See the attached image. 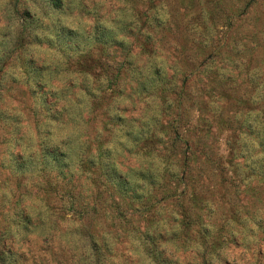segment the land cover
I'll use <instances>...</instances> for the list:
<instances>
[{
	"label": "rangeland",
	"instance_id": "1",
	"mask_svg": "<svg viewBox=\"0 0 264 264\" xmlns=\"http://www.w3.org/2000/svg\"><path fill=\"white\" fill-rule=\"evenodd\" d=\"M0 264H264V0H3Z\"/></svg>",
	"mask_w": 264,
	"mask_h": 264
},
{
	"label": "clouds",
	"instance_id": "2",
	"mask_svg": "<svg viewBox=\"0 0 264 264\" xmlns=\"http://www.w3.org/2000/svg\"><path fill=\"white\" fill-rule=\"evenodd\" d=\"M3 2V0H0V3H2Z\"/></svg>",
	"mask_w": 264,
	"mask_h": 264
}]
</instances>
